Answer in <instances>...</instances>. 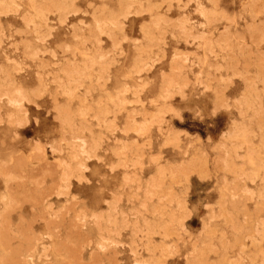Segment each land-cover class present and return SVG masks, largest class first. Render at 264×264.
<instances>
[{"label":"rangeland","instance_id":"obj_1","mask_svg":"<svg viewBox=\"0 0 264 264\" xmlns=\"http://www.w3.org/2000/svg\"><path fill=\"white\" fill-rule=\"evenodd\" d=\"M0 264H264V0H0Z\"/></svg>","mask_w":264,"mask_h":264}]
</instances>
